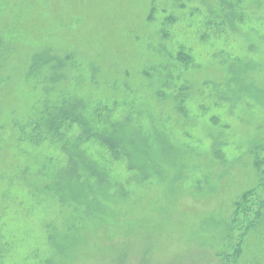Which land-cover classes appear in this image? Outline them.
<instances>
[{"label":"rangeland","instance_id":"1","mask_svg":"<svg viewBox=\"0 0 264 264\" xmlns=\"http://www.w3.org/2000/svg\"><path fill=\"white\" fill-rule=\"evenodd\" d=\"M225 263L264 264V0H0V264Z\"/></svg>","mask_w":264,"mask_h":264},{"label":"trees","instance_id":"2","mask_svg":"<svg viewBox=\"0 0 264 264\" xmlns=\"http://www.w3.org/2000/svg\"><path fill=\"white\" fill-rule=\"evenodd\" d=\"M95 106H96V105H95ZM97 106H98V105H97ZM97 106H96V107H97ZM96 107H94V108H96ZM100 107H101V106H98V107H97V109H99V110H95V109L93 110V106H92V113L98 115V114H99L98 112H100V109H101ZM71 116H72V115H71ZM76 119L78 120L79 118H76ZM84 119H85V118L82 119V120H83V123H84ZM88 119H90L91 121L96 122V123H100L99 121H103V118H102V117H100V120H99V121H97V120H93L91 117L88 118ZM85 122H86V127L89 128L88 133H91V132H92V129H93V126H92L91 122H90L89 120H87V119H85ZM55 132H56L57 134H60V132L57 130V128H56V131H55ZM251 200H252V198H251ZM248 228H250V226H249ZM240 247H241V243L239 244V247H238L239 250H236L237 253H239V252L241 251V248H240ZM237 253H236V254H237ZM225 264H226V263H225Z\"/></svg>","mask_w":264,"mask_h":264}]
</instances>
